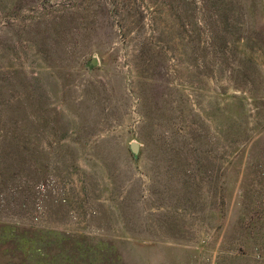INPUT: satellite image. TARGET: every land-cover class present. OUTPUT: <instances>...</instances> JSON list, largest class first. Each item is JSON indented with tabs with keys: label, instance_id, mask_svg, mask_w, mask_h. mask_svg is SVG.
Segmentation results:
<instances>
[{
	"label": "rangeland",
	"instance_id": "rangeland-1",
	"mask_svg": "<svg viewBox=\"0 0 264 264\" xmlns=\"http://www.w3.org/2000/svg\"><path fill=\"white\" fill-rule=\"evenodd\" d=\"M0 264H264V0H0Z\"/></svg>",
	"mask_w": 264,
	"mask_h": 264
},
{
	"label": "water",
	"instance_id": "water-1",
	"mask_svg": "<svg viewBox=\"0 0 264 264\" xmlns=\"http://www.w3.org/2000/svg\"><path fill=\"white\" fill-rule=\"evenodd\" d=\"M98 64V61L96 58H93L90 62V66H96ZM130 149L134 156L138 155L140 152V145L136 142L132 143L130 145Z\"/></svg>",
	"mask_w": 264,
	"mask_h": 264
}]
</instances>
